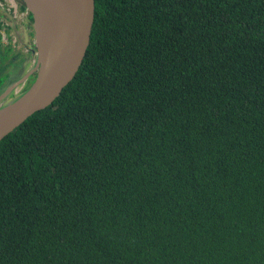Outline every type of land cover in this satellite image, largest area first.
Wrapping results in <instances>:
<instances>
[{
    "label": "trees",
    "instance_id": "1",
    "mask_svg": "<svg viewBox=\"0 0 264 264\" xmlns=\"http://www.w3.org/2000/svg\"><path fill=\"white\" fill-rule=\"evenodd\" d=\"M94 1L0 142V264H264V0Z\"/></svg>",
    "mask_w": 264,
    "mask_h": 264
},
{
    "label": "water",
    "instance_id": "2",
    "mask_svg": "<svg viewBox=\"0 0 264 264\" xmlns=\"http://www.w3.org/2000/svg\"><path fill=\"white\" fill-rule=\"evenodd\" d=\"M33 23L31 85L0 107V142L49 108L73 81L90 45L94 0H20Z\"/></svg>",
    "mask_w": 264,
    "mask_h": 264
},
{
    "label": "flooded vegetation",
    "instance_id": "3",
    "mask_svg": "<svg viewBox=\"0 0 264 264\" xmlns=\"http://www.w3.org/2000/svg\"><path fill=\"white\" fill-rule=\"evenodd\" d=\"M0 11V106H3L11 97L14 98L31 85L33 79L29 75L33 61L32 51L35 44L33 23L23 9L20 0H0ZM5 15L10 16L11 23H18L20 26L17 27L20 33L18 31L14 35L18 36L21 41L17 40L13 44L11 43L12 40L9 39L10 45L8 46L4 41ZM8 31L10 30L8 29ZM20 44H24L22 49ZM22 59L31 61L29 67L23 70L21 68L20 71L11 70L13 64L22 62Z\"/></svg>",
    "mask_w": 264,
    "mask_h": 264
},
{
    "label": "rangeland",
    "instance_id": "4",
    "mask_svg": "<svg viewBox=\"0 0 264 264\" xmlns=\"http://www.w3.org/2000/svg\"><path fill=\"white\" fill-rule=\"evenodd\" d=\"M0 15H1V11H0ZM5 19H6V21H5V28H4V30H5V34H4V41H5V44L8 46V45H10L9 43H10V41H9V39H11L12 41H11V43H13V44H15V41H17V40H20V39H18V36H15L14 34L15 33H18V29H17V27H20L19 26V24L18 23H11V21H10V16L9 15H5ZM8 29L10 30V31H8ZM14 32V33H13ZM19 33H20V31H19ZM21 41V40H20ZM22 41L24 42V40H23V38H22ZM8 43V44H7ZM25 43V42H24ZM21 45V49H22V47H24V44H20ZM13 46V45H12ZM14 48V47H13ZM17 58V57H16ZM23 60V59H22ZM30 62L31 61H28V60H23L22 62H15L14 64H13V66H12V69L11 70H14V71H20L21 70V68H22V70L23 69H26V68H28L29 67V64H30ZM8 70V69H7ZM14 98L13 97H11L7 102H10L11 100H13Z\"/></svg>",
    "mask_w": 264,
    "mask_h": 264
},
{
    "label": "bare ground",
    "instance_id": "5",
    "mask_svg": "<svg viewBox=\"0 0 264 264\" xmlns=\"http://www.w3.org/2000/svg\"><path fill=\"white\" fill-rule=\"evenodd\" d=\"M21 5H22V7H23V9H24V5L21 3ZM25 10V9H24Z\"/></svg>",
    "mask_w": 264,
    "mask_h": 264
},
{
    "label": "clouds",
    "instance_id": "6",
    "mask_svg": "<svg viewBox=\"0 0 264 264\" xmlns=\"http://www.w3.org/2000/svg\"><path fill=\"white\" fill-rule=\"evenodd\" d=\"M19 94H21V93H19ZM17 95H18V94H17ZM17 95H16V96H17ZM0 107H2V106H0Z\"/></svg>",
    "mask_w": 264,
    "mask_h": 264
},
{
    "label": "built area",
    "instance_id": "7",
    "mask_svg": "<svg viewBox=\"0 0 264 264\" xmlns=\"http://www.w3.org/2000/svg\"><path fill=\"white\" fill-rule=\"evenodd\" d=\"M11 1V0H10Z\"/></svg>",
    "mask_w": 264,
    "mask_h": 264
}]
</instances>
